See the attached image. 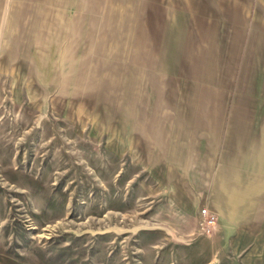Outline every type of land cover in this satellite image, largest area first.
Segmentation results:
<instances>
[{"label":"rangeland","instance_id":"1","mask_svg":"<svg viewBox=\"0 0 264 264\" xmlns=\"http://www.w3.org/2000/svg\"><path fill=\"white\" fill-rule=\"evenodd\" d=\"M40 2L0 0V264H264V208L254 209V223L228 231L218 215L204 231L206 204L171 160L182 145L160 141L161 132H185L184 118L127 107L125 86L91 72L74 80L53 38L63 17L37 14ZM194 3V14L236 15L241 25L254 13L264 28V0ZM173 48V71L200 73L190 47ZM214 66L221 75L237 65ZM257 71L260 108L249 114L264 133V62Z\"/></svg>","mask_w":264,"mask_h":264},{"label":"crops","instance_id":"2","mask_svg":"<svg viewBox=\"0 0 264 264\" xmlns=\"http://www.w3.org/2000/svg\"><path fill=\"white\" fill-rule=\"evenodd\" d=\"M37 1V14L63 17L61 37L53 38L62 39L63 56L68 53L74 64L73 79H87L79 74L91 72L100 82L125 86L127 107H165L158 112L184 118L185 132L174 131L175 139L161 132L160 141L182 145V154L177 150L170 159L190 177L186 190L199 193L196 200L221 217L225 230L256 222L254 209L264 208V133L261 118L249 113L252 104L260 108L257 63L264 62V28L256 25L258 16L251 13L250 24L241 25L236 15L220 20L199 10L194 14L196 0L186 5L179 0ZM232 18L239 24L230 25ZM166 47H190L200 75L173 71ZM219 64L237 66L232 74L219 75L214 66ZM215 83H222L217 102ZM185 98L188 107H182ZM197 99L202 107H196Z\"/></svg>","mask_w":264,"mask_h":264},{"label":"built area","instance_id":"3","mask_svg":"<svg viewBox=\"0 0 264 264\" xmlns=\"http://www.w3.org/2000/svg\"><path fill=\"white\" fill-rule=\"evenodd\" d=\"M201 220L200 224L204 231L211 233L212 232V217L211 210L208 207H203L201 209Z\"/></svg>","mask_w":264,"mask_h":264},{"label":"bare ground","instance_id":"4","mask_svg":"<svg viewBox=\"0 0 264 264\" xmlns=\"http://www.w3.org/2000/svg\"><path fill=\"white\" fill-rule=\"evenodd\" d=\"M211 217H212V227L215 225V223H216V219H217V217H216V215L214 214V213H212L211 212Z\"/></svg>","mask_w":264,"mask_h":264}]
</instances>
